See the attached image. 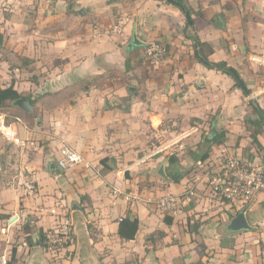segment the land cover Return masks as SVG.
<instances>
[{
    "label": "crops",
    "instance_id": "1",
    "mask_svg": "<svg viewBox=\"0 0 264 264\" xmlns=\"http://www.w3.org/2000/svg\"><path fill=\"white\" fill-rule=\"evenodd\" d=\"M183 3L192 29L165 0H0V87L32 100L29 112L8 104L20 113L8 124L22 149L20 174L0 187V239L21 220L37 239L15 246L37 256L14 264H264V189L242 208L219 202L197 165L229 154L264 165V130L249 103L264 111V66L249 59L264 52V0ZM121 17L122 33L107 35ZM184 31L211 45V61L238 69L250 93L199 62ZM133 37L138 47H129ZM153 40L166 54L140 68L134 53ZM216 134L220 142L206 141ZM63 144L83 163L60 170ZM14 153L0 149L4 167ZM30 178L32 195L20 184ZM186 190L174 217L154 203ZM239 212L249 228L228 230ZM65 216L72 240L48 261L40 232ZM135 217L134 239L120 238V219Z\"/></svg>",
    "mask_w": 264,
    "mask_h": 264
},
{
    "label": "built area",
    "instance_id": "2",
    "mask_svg": "<svg viewBox=\"0 0 264 264\" xmlns=\"http://www.w3.org/2000/svg\"><path fill=\"white\" fill-rule=\"evenodd\" d=\"M126 21V17L119 18L106 29V34H121ZM165 54V45L159 40L144 44L142 55L150 64H158ZM249 59L258 66H264V52L253 54ZM0 131L5 133L8 139L15 143H21L11 125L5 124L4 120L0 121ZM83 160L82 155L76 149L68 144H63L58 150L56 165L60 170H66L83 163ZM197 165L201 169L205 188L219 202L242 208L264 189V165L253 164L240 155H224L217 163L199 161ZM23 189L27 194H34L36 190L34 179L25 180ZM192 193V190H186L184 193L176 195L162 194L154 199V203L162 212L174 217L180 213L188 200V195ZM130 197L137 198L136 195ZM63 228L64 230L61 231L66 235L68 228L66 224Z\"/></svg>",
    "mask_w": 264,
    "mask_h": 264
},
{
    "label": "rangeland",
    "instance_id": "3",
    "mask_svg": "<svg viewBox=\"0 0 264 264\" xmlns=\"http://www.w3.org/2000/svg\"><path fill=\"white\" fill-rule=\"evenodd\" d=\"M139 51L136 50V52H135L136 54L134 53L135 59L138 58V59H136L135 63L138 66H140V68H143L144 64L142 61L145 60V58L141 55V52H139ZM2 69L3 68H0V71H2ZM14 114L16 115V114H20V113L17 110L10 109V106H8L7 104L0 107V121L4 120L5 124H8L9 122L16 120L14 118V116H15ZM16 137H18V136L16 135ZM19 144L22 146V143H20V142L15 143L13 140L8 139L7 136L5 135V133H2L0 131V149H2V150H4V149L15 150V153H14L15 158H13V159L8 158V160H10L11 162H8L9 164L6 167H4V164L2 165V163L0 162V187H4V186L9 184L8 178H10L11 175L20 174V170H19L20 169V164H19L20 161H18L17 159H20V157H21L20 151H21L22 147L19 146ZM26 150H29V148ZM25 173H28L29 176L31 175V173L27 172L26 170H25ZM23 175H24V173H23ZM18 182L19 181H17V183ZM20 184L22 185L23 183L20 182ZM48 189H49V187H47V190ZM49 208L51 209L50 211H52V214H54V215L58 214V213H54V211L52 210V207L49 206ZM33 219H35V218L33 217ZM64 224H66V226L68 227L66 235H64L62 233L63 231H61V230H64V228H63ZM32 227H33L32 222H25V220H21L20 222H17L10 229L11 236H12L11 241H8V237H6L10 231H6L3 233V237L0 239V264H1V260L3 258L6 262V264H14L19 259L22 260V259L27 258L28 256H29V258H33L34 256H37L34 252H32L30 254H26L25 252H26L27 248H24L22 251V250H17V247H15L18 244L21 245L22 242H24V241L27 243L26 245L30 244L29 245L30 247H32L33 244H35L37 242V239L35 236H34V242L35 243L34 242L32 243V240H33L32 235L30 234L29 236H25L23 234V231H26V230H29L32 232ZM71 227H72V225H71V222L69 221V217L65 216L64 220L62 222L60 221L59 223H55L54 227H47V229L42 233L41 236L44 239H41V237H40V246H41V249L43 251L42 254L43 255L45 254L44 256H46V258H47V256H48V258H50V259H48V261L55 259L56 258L55 255L61 250V247L66 246L72 240V236L70 237V233H71L70 228ZM12 248H14L16 251H18V252H16L18 257H16V258L14 257L15 253H12ZM54 253H55V255H53ZM58 264H64V263L59 262Z\"/></svg>",
    "mask_w": 264,
    "mask_h": 264
},
{
    "label": "trees",
    "instance_id": "4",
    "mask_svg": "<svg viewBox=\"0 0 264 264\" xmlns=\"http://www.w3.org/2000/svg\"><path fill=\"white\" fill-rule=\"evenodd\" d=\"M56 1V0H52ZM65 1H73V0H65ZM169 3L174 4L176 7H178L184 14L187 13L190 16V10L186 5L183 3V0H165ZM191 19V17H190ZM192 20V19H191ZM185 28L192 29V24L190 25L188 21L185 23ZM185 32V31H184ZM186 36L188 34V38H190L193 41V44L195 45V58L206 65L209 68L216 69L222 73H225L227 75H230L234 81L235 85L239 88H241L243 95L247 96L250 93V90L246 88V84L243 80V78L240 75V71L236 68H234L231 65H228L226 61H218L213 62L209 59L210 54H212L213 49L211 45L207 42L201 41L196 34L190 35L189 33L185 32ZM129 67V66H128ZM23 97L22 94H20L12 84L1 88L0 87V107L4 105H11L14 100ZM28 100L32 103V100L28 98ZM253 112L258 116V119H256L257 126H259V131L264 130V111L259 107L257 103L254 101L249 102ZM206 141L211 142H220L219 134H216L211 137H207ZM204 158V157H203ZM138 230V219L137 217L133 219L129 218H123L120 220L118 224L117 233L118 236L125 240H131L134 239L136 233ZM41 231V230H40ZM42 231L40 232V235H42ZM41 239H44L42 236H40ZM12 253H15V249H12Z\"/></svg>",
    "mask_w": 264,
    "mask_h": 264
},
{
    "label": "water",
    "instance_id": "5",
    "mask_svg": "<svg viewBox=\"0 0 264 264\" xmlns=\"http://www.w3.org/2000/svg\"><path fill=\"white\" fill-rule=\"evenodd\" d=\"M185 17L188 23L191 24L190 16L187 13H185ZM140 43L141 42L136 37H133L131 42L129 43V47H133V46L138 47ZM13 104L20 107L24 111L29 112L32 110L31 104L26 97H20L14 100ZM211 131L212 133L216 132V128L212 127ZM248 228H249V225H248V222L243 212L237 213L233 218H231V220L229 221L227 225V229L230 231H239V230L248 229Z\"/></svg>",
    "mask_w": 264,
    "mask_h": 264
}]
</instances>
